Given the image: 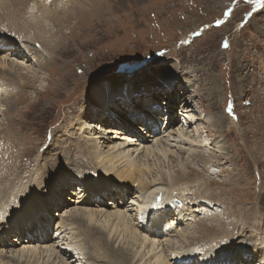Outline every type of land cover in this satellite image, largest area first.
I'll use <instances>...</instances> for the list:
<instances>
[{"label": "rangeland", "instance_id": "374dc122", "mask_svg": "<svg viewBox=\"0 0 264 264\" xmlns=\"http://www.w3.org/2000/svg\"><path fill=\"white\" fill-rule=\"evenodd\" d=\"M1 1L0 8L7 5L13 8L5 9L6 16L0 23L25 40L32 51H39L42 59L36 65L26 54L25 59L17 61L21 67L26 66L28 72L24 73L23 68L0 72L1 82L7 83L5 94L8 96L0 101V189L16 187L13 200L19 199V202L21 197L34 194L38 189L40 198L48 201L51 179L56 176L58 180H67L63 184L66 191L59 192L60 198L55 205H50V225L56 227L54 223L59 217L66 223L75 220L68 212L76 206L70 202L71 197L77 196L75 186L81 189L79 184L86 178L108 179L110 175L112 180L124 181L130 190L129 196L124 188L122 193L128 204L134 202L130 204L133 209L140 200L138 194L132 195L133 188L138 189L137 183L114 177L96 163L98 150L123 143L119 149L128 153L133 150L132 156L143 157L151 164L152 167L147 168L149 179L157 171V174L169 171L176 178L170 182L173 185L169 186V194L179 197L188 209L186 213L190 211L192 216L187 214L185 222H179L178 228L167 236L174 234L170 243L181 249L210 242L223 253L236 252L235 248L256 241L264 248L262 200L260 203L264 193V119L260 125L253 124L264 114V0H101L97 6H90L89 11L85 2L78 4V0H74L71 8L55 13L59 16L52 18L54 21L47 17L48 23L39 22L42 10L36 7L35 0ZM3 26L0 25V29ZM17 28L23 34H18ZM4 53L2 49L0 57ZM9 76L12 80L7 79ZM177 96L183 97L186 104L178 102ZM167 102L174 104L172 110L164 108ZM133 106H140L142 112H136ZM146 109L161 128L157 134L151 132L152 124L145 126L137 120L144 116ZM108 112H113L117 122L113 128L118 134L93 135V128L80 131L83 117L98 114L95 119L102 123V117ZM165 114L167 121L159 119ZM123 120L143 140H135L132 134L125 132L121 126ZM166 123L167 133L171 129L170 135L160 132ZM181 128L190 142H183L185 138L175 132ZM245 129L250 131L241 136ZM161 140L167 142V156L160 153V159L153 153L147 158L142 156L145 146L155 143L161 147ZM214 141L219 147H214ZM130 142L133 144L129 145ZM141 146L143 148L139 149ZM58 150L68 156L58 160L52 155ZM61 171H66L70 177L58 174ZM47 175L51 176L45 177ZM22 177L29 179L25 182ZM44 187L46 191L42 193ZM79 198L97 199L84 195ZM108 200L104 199L102 206L110 209L112 205ZM19 202L8 208V215L16 211ZM151 202L152 199L148 203ZM93 205L96 204H88ZM24 209L25 202L19 210ZM130 213L136 221L135 211L130 210ZM74 225L83 227L75 222L67 227ZM72 229L66 234H57L53 228L48 232L52 237L50 241L70 250L76 248L80 243L73 239L77 229ZM179 230L181 234L177 233ZM114 237L108 240L115 248L129 253L136 248ZM104 238L99 233L96 241L104 246ZM48 239L35 244L42 246ZM13 241L12 248L19 246L14 238ZM68 241L72 243L67 245ZM93 247L90 248L96 253H92L93 257L99 258L98 248ZM5 248L0 249V256H6L4 260L9 256L13 264L15 259L19 264H35L36 255L27 262V259L19 260V251H15L19 247ZM104 251L109 257V249L104 246ZM141 251L142 258L137 264H153L152 256L145 254L146 248ZM44 253L39 264H51V260L58 264L55 252ZM72 255L75 260L69 264H87L77 249ZM128 258L122 259L123 264H133L134 260ZM255 259L243 264H260ZM88 261L89 264H112L108 258L103 262L101 259Z\"/></svg>", "mask_w": 264, "mask_h": 264}, {"label": "bare ground", "instance_id": "6f19581e", "mask_svg": "<svg viewBox=\"0 0 264 264\" xmlns=\"http://www.w3.org/2000/svg\"><path fill=\"white\" fill-rule=\"evenodd\" d=\"M16 1H14V2H16ZM32 1L34 2V0H32ZM35 1H36V3H35L36 7L41 8V10H42L39 12V13H41V15H39L37 13L40 16V17H38L39 22H43L45 20L47 21L48 19H49V21H54L55 19H52V18H58V16H59V14H58V16L56 17L57 14H55V13H59L60 11H58V10H62L63 8H71L72 4H70V3L74 0H47V1L46 0H35ZM11 2H13V1H11ZM84 2L86 5H88L87 7L89 9L88 8L87 9L89 11L90 6L92 8L94 6H97L98 3L101 2V0H78L77 1L78 4H81ZM6 8L11 9V8H13V5H9V6L7 5V7L2 6L0 8V19H3V17L6 16L5 15V11H6L5 9ZM35 10H36V8H35ZM6 14L9 16L8 13H6ZM27 15H29V14L27 13ZM10 16H13V15H10ZM15 16L17 17V15H15ZM30 16H32V15H30ZM66 16H67V14H66ZM47 17H48V19H47ZM8 20H9V18H8ZM22 21H24V20H22ZM27 21H28V17H27ZM27 21H26V23H28ZM49 21H47L46 23H48ZM21 24H22V22H21ZM0 25L3 26L2 22L0 23ZM46 26H47V24H46ZM11 28H13V27H11ZM29 30H31V29H29ZM11 32H13V31H11ZM11 32L8 31L5 28V26H3L2 29H0V51L2 49H4V51H5L4 56L0 57V72L4 71V72L8 73L12 69H14V71H18V70H21V68H23L25 70L24 73L28 72L27 67L26 66L21 67V63L18 62L17 60H19L21 58L25 59L26 58L25 55L27 54L28 56H31V59H33L34 64L39 65L41 62V59H42L41 53H39V51L38 52H35L34 50L32 51L30 49L31 47L29 46V44L27 42H25V40L21 39L20 36L18 37L14 33H11ZM25 32H27V31H25ZM17 33L23 34V33L18 31V28H17ZM26 39H27V37H26ZM30 66H33V65H30ZM7 79L12 80L10 78V76ZM4 82L5 81L1 82V80H0V83L2 84V85H0V101L3 100L2 98H4V96H5V98L8 97L5 94V92H7V83L4 84ZM186 84H188V83L186 82ZM143 97L141 96V98H143ZM177 98H178V100H177L178 102L181 101V103L183 102V105L186 104V101L183 99V97L177 96ZM171 99H172V97H171ZM9 103L7 106H9ZM166 104H167V106L164 108H168V110H172L174 108V104H171L168 102ZM10 105H11V103H10ZM3 108H1V109H3ZM133 108H134V106H133ZM140 108L141 107L139 106V107L134 108V110L136 112H142L141 111L142 108L141 109ZM260 109H262V108H260ZM112 114H113V112L112 113L108 112L106 115H104V117H102V120H101L102 123L99 122L100 120L97 121L95 119L96 117H98V114L96 116V114L94 115V113H92L91 116L94 115V118H91V119H89L91 116H87V118L83 117V120H82L83 124L79 125L80 131L82 130V132H83L84 129L86 130V129L93 128L92 130L94 132L91 131L93 135H94V133H96L98 136L107 135V134H109V136H110V135H112V133L118 134V132L116 130H114V128H113L114 126H117V122H116L115 117L112 116ZM143 115H145L146 117L143 118V116H141V117L137 118V120L141 121L142 124L145 121L144 122L145 125H149V124H147V121H151V120L153 121V118L151 117L149 110L146 109V111L143 112ZM161 118L166 119V121L168 119L166 114L164 116L159 117V119H161ZM263 119H264V114H260L257 117L256 122L253 123L254 126L262 124ZM164 121L165 120H163V122ZM155 122H157V121H154L153 123H155ZM128 123H130V122H128ZM112 124H113V126H112ZM121 126L125 129V132L127 131L130 134H132V136L134 137L135 140H137L136 138H139V140L140 139L143 140V138L139 137L138 134L134 133V131H132L126 125V121L123 120V124L121 123ZM152 126H154V124H152ZM166 128L168 129L167 123H166V126L164 128H162V130L160 132L165 131L167 133ZM97 130H100V132H96ZM182 130L183 129L181 128L180 131L176 130L175 132L179 133L182 138L184 137L185 139H183L182 141L185 142L187 140V137H185L186 132H185V130H183V131ZM248 131H250V129L243 130L241 136L247 134ZM151 132H153L152 129H151ZM120 133H122V132H120ZM155 134H157V132ZM155 134H152V135L154 136ZM167 134L168 135L171 134V129L168 131ZM107 137H105V138H107ZM148 137H150V136H148ZM181 137L175 136L176 139H180ZM99 138L100 137H98V139ZM156 140H158V139L156 138ZM127 141H129V139H127ZM127 141H124V142H127ZM187 141L190 142L189 139ZM160 142L162 144V145H160L161 147H159L158 145H155V143L151 144V145H153V146H150L151 148L149 146H145V148H143V146H141L139 149L143 148L142 151L144 152L142 156L147 158L148 156H150L151 153H153V155H156L157 159H158V157L160 159V156H158V153L162 154L163 156H167L168 153L166 151H169L166 149V147H167L166 143L167 142L162 141V140ZM138 143L136 144L137 146L139 145ZM122 144L123 143H118L117 145L120 146ZM130 144H133V143L130 142L129 145ZM218 144L216 141H214V147L215 146L219 147ZM118 146L117 147L110 146V147H108V150H102V149L100 151L98 150L97 154H96V159H97L96 163L99 165L100 169L104 170V172L112 173V175H114V177H117L119 179H125L126 178V180H130L131 183L132 182L137 183L138 189L135 186L133 189L135 190L136 193L133 192L132 195L136 196L138 194V197H140V200L136 201V205L133 209L130 206V204H134V202H130L128 204V201H127L128 199L125 201V195H124V193H122V188H124V189H126V195L129 196L130 190H127L126 185H124V181L119 182L115 179L112 180L111 178H113V177L110 175H109L110 178L108 177V179H99L98 180V179H95L93 177H91L89 179L86 178V179L82 180V182L79 184L81 189L78 186H76L73 189L75 191L79 189L80 192L74 193L73 190L69 191V192L77 195L76 198L71 197V199H70V196H66L67 199H70V202H72L73 204L76 205L74 208H70L68 210V212H70L69 215H71L73 218H75V220H74L75 224H82L83 227H81V229L76 228L77 227L76 225H74L72 227H67L68 225L71 224V222L74 223L72 221L73 219L72 220L70 219L71 221L66 223L60 217L58 218V220H55L56 223H54V225L56 227H51L50 224L52 222V218L49 216V214L51 213V211H50L51 206L50 205H55V203L57 202V198H60L59 192H62L64 190L66 191V187L64 188L63 186H65V185H63V184L68 182L67 180L65 181L62 178H60L58 180L55 176L53 181L56 178V183L55 182L53 183V181L51 179V183H50L51 185H50L49 189L47 190V193L49 191L51 193V195H48V197H47L48 201L44 200L43 198H40V195L37 193V191H39V190L36 189L34 194L28 195L26 197H21V201H20L21 203H20L19 199L13 200L15 197L16 187H12V188L8 189L4 186L3 189H0V222H1L0 223V249L2 250L5 247H7L5 249H8V248L9 249H15V247H19V248L15 249L16 252L19 251L17 253L19 260H21V259L26 260L27 259V262H28L31 259V257H33V255H36L37 259L33 258V261H35V264H39L38 261L40 259V256L43 255L44 251H45V253H47V251H53V253L55 252L54 253V259H57L58 264H69V262H73L75 260L73 258L74 256L72 255V252H73V250H76V249L80 252V257L86 258L85 262L87 264H89L88 260L99 262L98 260L101 259V262H103V259H105V258L110 259V262L112 264H118V263L123 264L124 260H122V259H129L128 257L131 258L130 261L134 260L133 264H137V263H140L141 258H142V254L140 253L142 248H146L145 254L152 256L153 264H177V263L178 264H243V261L250 262L253 258L255 259V257L257 258V259H255V262L257 261L260 264H264V248L257 241L255 243L249 245V246L244 247V245H241V246L235 248L236 252H230V253H223L222 250H218L216 248V246H213L210 242H208V244H204L202 246L198 245L197 243L190 244V246L185 247V248H181V249L178 247L179 245L176 244L177 245L176 246L174 243H170V241L172 240L171 236L174 234H171L170 237H167V236L170 233H173L172 228H174V224H175V228H176L177 222L178 223L179 222H181V223L185 222L184 220L187 219V217H186L187 214L189 215V217L192 216V214H190V211L188 213H186V210H188V209L186 208L185 204L181 202V199L179 197L172 195V194H169V186L173 185L170 182H174L176 178L172 174H170L169 171H164V172L160 171L159 174H157V172H158L157 171L149 179L148 177H150V176H149V172H148L147 168H151L152 167L151 164L147 163L145 161V158L142 159L143 157L138 159L139 156H136V157L132 156L133 150H131V153H128L125 149H119ZM137 149H138V147L136 148V150ZM209 149H211V148H209ZM67 150L69 153L72 152L70 149H67ZM47 155L51 156L50 153ZM52 155L57 156L58 160L60 158H63V156H65V157L68 156L59 150L55 151V153ZM195 155H197V157H198V154H195ZM103 156H105V157H103ZM194 156H193V158H195ZM54 163H56V162H54ZM51 168H54V166ZM60 173L67 174V179H68V177H70L66 171H61L58 174H60ZM51 175H47L45 177H50ZM34 177H37V176H35V174H34ZM81 177H83V176H81ZM21 179H24V181L26 182L29 179V177L28 178L22 177ZM117 182H118V184H116ZM82 189L83 190H92V192L94 193V195L97 199L95 201H93V200H87L86 201L84 199L81 200L78 197H80V196L82 197V195H83L81 193ZM42 190H43L42 193H45L44 191H46V187H44ZM3 193H4V195H3ZM155 194H157V195L160 194L161 198L156 196V199H154L153 196ZM29 198H31V199L28 201ZM106 198L109 199L108 202H110V204L112 205V206H110V209L106 208V206H102L103 201H104V199L106 200ZM151 199H152V202H151V204H149L148 202ZM261 200L263 203L262 209H264V193L261 196L260 203H261ZM13 201H15V203ZM18 202L20 204L16 208L17 212L15 211L13 214L10 213L11 215L10 214L8 215V208L15 207ZM24 202H25V209L19 210V208L22 207V204ZM93 203H95L96 205H93L91 207L88 206V204L90 205ZM114 204H116V205H114ZM99 206H100V209H99ZM103 209H106L107 211L110 210V211L107 213L105 211H102ZM130 210L135 211V219L137 218L136 221L132 220ZM262 212L264 213L263 210H262ZM55 213H58V212H55ZM63 215H64V217H63V219H64L66 215L65 214H63ZM128 222H131V225ZM53 228L57 232V234H66L67 231L71 230L72 228H73L72 229L73 231L75 229H77V234H75L73 239H77L75 241L80 243V244L76 245L77 246L76 248H74V249L72 248V250H70V249H67L66 247H63L59 243L50 241V240H52V237L50 238L48 232L50 230H52ZM98 231L103 236H105V238H104L105 241L103 242V244L110 251L109 257L106 255V253L104 251V246L102 245V243H101V245H102V248H101V245L96 241V237L99 236ZM149 231H154L157 235L155 234L153 236H149V234L148 235L145 234ZM11 232H14V234H12ZM30 232H32V233H30ZM177 233L181 234V231L179 230V232H177ZM11 234H12V237H10ZM110 236H116L114 238H117V240H118V238H120L121 240L124 239L123 241L125 243L131 244L132 248H133V246L134 247L136 246V248H134V250L131 249L130 253L126 252L125 249L115 248L114 246H112V242L108 240V237H110ZM23 237L25 238L24 241H22ZM53 237H55V235ZM13 238L16 240L15 242H17V244L19 246L14 245V247L12 248V245H13L12 242H14ZM47 238H49V239L47 241H45L46 244H44L42 246L39 244H35V243H39L41 239L46 240ZM20 239L22 242H20ZM121 240H119V243L121 242ZM71 243H72L71 241H68L66 244L68 245ZM73 243H74V240H73ZM114 243H116V241ZM61 244H63V243H61ZM93 246L98 248V251L101 254L99 258L95 259L93 257V255L96 254L95 251L91 252L90 248H92ZM39 248L41 250H39ZM100 250L102 252H100ZM92 253H94V254L92 255ZM145 254H143V255H145ZM50 256H51V254L47 255L48 258H50ZM95 256H97V255H95ZM5 257L6 256H0V262H1L0 264H13L11 261H9V260H12L11 257L7 256V260H4ZM45 257H46V255H45ZM135 257H137V258H135ZM14 261H15L14 262L15 264H19V261L17 262L16 259ZM49 262L51 264L54 263V261H52V260ZM20 264H22V263H20ZM147 264H149V263H147Z\"/></svg>", "mask_w": 264, "mask_h": 264}]
</instances>
